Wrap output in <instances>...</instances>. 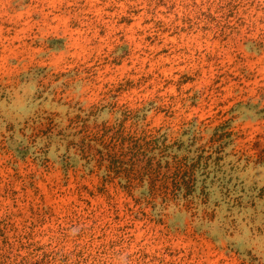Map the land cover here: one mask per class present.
Wrapping results in <instances>:
<instances>
[{
    "label": "rangeland",
    "instance_id": "obj_1",
    "mask_svg": "<svg viewBox=\"0 0 264 264\" xmlns=\"http://www.w3.org/2000/svg\"><path fill=\"white\" fill-rule=\"evenodd\" d=\"M0 264H264V0H0Z\"/></svg>",
    "mask_w": 264,
    "mask_h": 264
}]
</instances>
